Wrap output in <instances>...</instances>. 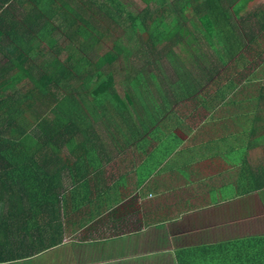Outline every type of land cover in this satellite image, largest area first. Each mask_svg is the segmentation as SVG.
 Segmentation results:
<instances>
[{"label": "trees", "instance_id": "16d2710c", "mask_svg": "<svg viewBox=\"0 0 264 264\" xmlns=\"http://www.w3.org/2000/svg\"><path fill=\"white\" fill-rule=\"evenodd\" d=\"M141 1L146 7L123 19L125 5L117 0H0V264L47 248L31 250L30 239L44 234L46 223L58 224L68 192L62 178L69 157L76 158L73 166L81 156L91 158L89 139L76 140L79 124L81 133H87L95 116L108 120L109 113L147 112L153 102L142 89L160 63L172 65L179 78L192 66L197 106L202 98L196 94L207 93L212 83L227 82L216 88L221 103V95L251 87L254 73L264 68V5L248 10L256 0H177L175 8L167 0ZM175 9L186 17L191 11L192 26L198 28L197 34L192 31V43L198 52L208 48L207 57L197 58L186 49L191 31L182 16L165 26L178 14ZM102 19L126 23L113 52H101ZM61 53L67 54L64 61ZM117 65L124 71V93L117 89ZM262 81L264 96V75ZM84 91L88 108L76 96ZM77 144L84 150L80 158ZM70 171L71 176L76 168Z\"/></svg>", "mask_w": 264, "mask_h": 264}, {"label": "crops", "instance_id": "0c3cea01", "mask_svg": "<svg viewBox=\"0 0 264 264\" xmlns=\"http://www.w3.org/2000/svg\"><path fill=\"white\" fill-rule=\"evenodd\" d=\"M162 67L142 89L147 112L95 116L87 133L79 124L91 158L79 142L73 166L63 149L58 224L30 239L31 250L47 248L1 264H264V68L221 103L216 88L227 82L212 83L197 106L192 66L184 78Z\"/></svg>", "mask_w": 264, "mask_h": 264}, {"label": "rangeland", "instance_id": "374dc122", "mask_svg": "<svg viewBox=\"0 0 264 264\" xmlns=\"http://www.w3.org/2000/svg\"><path fill=\"white\" fill-rule=\"evenodd\" d=\"M104 1L105 0H92L93 3L97 2L98 4H101ZM117 1H121L125 5V6H123V9L125 11V14H123L124 15L123 19H126V16H128L129 13H133L135 15L139 14L146 7L145 3L142 2L141 0H117ZM176 1L177 0H167V3H168L169 6L173 7V5H174V3ZM113 4H115V2ZM173 8H175V7H173ZM113 9H114V7H113ZM250 9H252V7H250ZM95 11H96V9H95ZM175 11H176V9H175ZM189 12H190L189 13L190 17H186V16L181 15L179 11H176V13H178V14L174 15V19H168V21L165 22V26L170 28V25H173L176 22V20H178V18L180 16H182L183 21L186 23V27L191 31L190 32V37H188V39L186 40V44L187 45L190 44V46L188 45L189 47H187L186 49L189 50L191 55H194L197 58H199V57H207L208 53L210 52V50L208 48L202 47L203 49L206 50L205 53H202L201 51L198 52V48H197L198 44L195 41H194V43H192V31L197 34L198 33V28L195 27V26H192V15H191V11H189ZM95 18L97 20H100L98 16H95ZM189 19H190V21H188ZM102 20L100 21L101 24H100V27H99L100 28L99 32H100V34L103 33L105 35L104 41L102 42L103 47L105 48V50H102L101 52H106V51L113 52L112 50H113V47H114L113 46L114 45V41H115V39H118L119 37H122V34L125 33L126 23L122 22L121 24H117L116 22L110 21L111 19H107V20L102 19ZM176 51H178V49ZM203 52H204V50H203ZM201 54H203L204 56H202ZM66 57H67V54L61 53V58L63 59V61L66 59ZM249 59H251V56H249ZM142 61L143 60H141V62ZM133 62L135 64L141 65V63H138L136 61V59H133ZM164 63H166V62H164ZM119 64L124 66L122 59H121V62H119ZM121 65H117L116 66V71H117L116 73H118L116 75V83H117V89L119 91H121L122 93H124V91H125V89L127 87H126V84L124 82V77H123L124 76V71L121 69V67H119ZM160 65H161V63L158 65V68H159ZM161 69H162V73H161L162 75L165 74L164 72H168L167 67L163 68L161 66ZM119 70L122 71V74H119ZM261 71H263V70H261ZM261 71L258 72V74L255 75V77H258V79L262 78ZM85 95H86L85 91L82 92V94H80V93L76 94V96L81 100L83 108L84 107L88 108V107H90V105L87 102V98H89V96H85ZM211 112L212 113H216L214 111H211Z\"/></svg>", "mask_w": 264, "mask_h": 264}]
</instances>
